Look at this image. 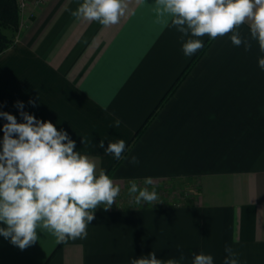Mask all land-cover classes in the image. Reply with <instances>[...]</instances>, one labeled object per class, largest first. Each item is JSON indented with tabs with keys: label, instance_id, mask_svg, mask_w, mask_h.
<instances>
[{
	"label": "crops",
	"instance_id": "1",
	"mask_svg": "<svg viewBox=\"0 0 264 264\" xmlns=\"http://www.w3.org/2000/svg\"><path fill=\"white\" fill-rule=\"evenodd\" d=\"M83 2V0H80ZM119 22L103 26L70 15L77 0H29L13 44L0 52V111L24 122L15 107L50 121L76 142L113 183L145 177L195 178L191 204L97 206L87 237L58 241L37 225L25 250L0 236V264H129L211 254L223 264L226 246L240 264H264V57L216 37L148 129L134 140L165 95L200 54L186 57L188 39L158 20L156 0H124ZM252 21L238 26L250 40ZM204 45L210 37H200ZM32 100L36 106H31ZM119 120L118 128L112 127ZM7 123L0 118V125ZM83 138L86 141L83 143ZM126 141L125 157L105 155L109 141ZM104 140V148L98 147ZM0 222V227H4Z\"/></svg>",
	"mask_w": 264,
	"mask_h": 264
},
{
	"label": "clouds",
	"instance_id": "2",
	"mask_svg": "<svg viewBox=\"0 0 264 264\" xmlns=\"http://www.w3.org/2000/svg\"><path fill=\"white\" fill-rule=\"evenodd\" d=\"M156 11L164 27H175L188 37L182 44L186 57L203 49L200 37L208 35L215 39L232 33L230 40L236 47L244 46L250 51L251 40L259 43L264 53V0H156ZM124 0H77L70 15L79 19L97 21L103 26L119 22L125 14ZM246 19L252 21L250 40L241 37L239 27ZM258 66L264 71V57L258 58ZM28 103L35 107L34 101ZM24 122L6 111L0 118L7 121L2 126V151H0V236L21 250L38 241L37 225L51 229L60 242L87 237V226L96 218L97 206L111 208L120 193L118 186L101 169L98 176L96 165L80 151H75L76 142L63 130H58L50 121L37 119L24 111V103L14 105ZM116 120L112 127L118 128ZM83 143L86 141L83 138ZM98 147L104 148V140ZM126 141H109L105 155L114 159H127L130 164H139L136 156L125 157ZM144 187L129 181L127 195L136 205L160 203V197L151 177L144 178ZM223 264H240L237 253L231 246L225 247ZM180 259H158L155 252L147 256L131 258L129 264H180ZM192 264H214V257L203 252L193 253Z\"/></svg>",
	"mask_w": 264,
	"mask_h": 264
},
{
	"label": "trees",
	"instance_id": "3",
	"mask_svg": "<svg viewBox=\"0 0 264 264\" xmlns=\"http://www.w3.org/2000/svg\"><path fill=\"white\" fill-rule=\"evenodd\" d=\"M17 0H0V52L8 49L11 44H13V33L17 31L20 27L21 22V11L18 7ZM214 39L210 38L209 41L204 45L200 54L189 64L187 69L181 74V77L177 82L172 86V89L165 95L160 105L156 108L153 115L145 122L142 126V129L138 131L134 137V140H137L142 136V134L148 129L150 123L154 120L158 112L166 105L169 99L174 95L178 90V86L186 79L190 70L197 63L196 61L206 52L207 48L213 42ZM3 125H0L2 129ZM3 132L0 130V141H2ZM0 151H2V143H0ZM195 178L189 177H170L169 179H156L153 180V185L149 186L155 187L157 193L160 197V202L164 201L165 203H157L155 205L144 203L140 206H158V205H177V204H191L195 202L197 195L201 192V189L198 188L195 194L189 193L186 189H182V185H186L190 181H194ZM135 181L139 187H144L143 180H131ZM126 187H129V182L126 184ZM180 202V203H178ZM135 206V205H134Z\"/></svg>",
	"mask_w": 264,
	"mask_h": 264
},
{
	"label": "rangeland",
	"instance_id": "4",
	"mask_svg": "<svg viewBox=\"0 0 264 264\" xmlns=\"http://www.w3.org/2000/svg\"><path fill=\"white\" fill-rule=\"evenodd\" d=\"M113 186H118L120 188V193L116 197L115 202L111 208L130 207L132 205H136L135 203L132 202V197H129L127 195L128 188L126 187L125 183H119V184L113 183ZM182 187H183L182 189H186V190L188 189L189 191L188 190L187 191L191 194L192 193L195 194L196 190L199 188L198 182L196 179H194V181L188 182L186 185H182ZM160 203H165V202L161 201ZM100 207L103 208V206H100Z\"/></svg>",
	"mask_w": 264,
	"mask_h": 264
},
{
	"label": "built area",
	"instance_id": "5",
	"mask_svg": "<svg viewBox=\"0 0 264 264\" xmlns=\"http://www.w3.org/2000/svg\"><path fill=\"white\" fill-rule=\"evenodd\" d=\"M18 1V4H19V8H20V11H21V14L23 13L24 9L27 7L26 5H28V1L29 0H17Z\"/></svg>",
	"mask_w": 264,
	"mask_h": 264
}]
</instances>
